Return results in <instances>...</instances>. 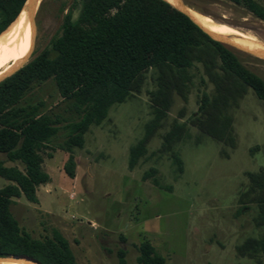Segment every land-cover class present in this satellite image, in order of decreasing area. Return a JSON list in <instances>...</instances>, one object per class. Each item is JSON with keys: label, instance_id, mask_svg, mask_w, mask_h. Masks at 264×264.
<instances>
[{"label": "rangeland", "instance_id": "rangeland-1", "mask_svg": "<svg viewBox=\"0 0 264 264\" xmlns=\"http://www.w3.org/2000/svg\"><path fill=\"white\" fill-rule=\"evenodd\" d=\"M181 3L196 20L242 38L248 32L264 44V21L232 0ZM80 10L81 0H41L28 60L50 46L69 12L75 19ZM227 47L264 81V57ZM207 55L186 72L176 71L174 83L157 70L146 72L132 96L114 105L101 125L90 128L84 147L73 150L74 179L65 171L71 153L63 145L66 126L80 114L54 80L32 86L20 105L39 106L41 114L58 119L59 131L42 152L51 180L38 187V203L13 199L20 227L36 239L59 232L77 264H138L145 242L167 264H264L253 246L264 231L256 226L250 179L264 171V101ZM163 94L168 109L159 102ZM204 96L207 106L200 111ZM146 139V154L131 170L130 151ZM0 160L24 170L3 154ZM8 183L0 178V188Z\"/></svg>", "mask_w": 264, "mask_h": 264}, {"label": "trees", "instance_id": "trees-1", "mask_svg": "<svg viewBox=\"0 0 264 264\" xmlns=\"http://www.w3.org/2000/svg\"><path fill=\"white\" fill-rule=\"evenodd\" d=\"M232 1L264 21V4ZM25 2L0 0V35L17 19ZM207 54L215 55L229 77L264 101V81L249 71L229 47L212 39L169 2L81 0L78 17L74 19L72 12L65 16L61 32L50 46L0 83V154L24 165L21 170L0 160V178L9 182L0 188V256L29 257L40 264H77L68 240L59 232L36 239L20 227L11 211L15 198L38 203V187L51 180L43 169L42 152L58 134L59 122L41 114L39 106L20 105L32 86L54 80L61 97L72 100L80 114L78 121L66 126L63 145L71 153L65 171L74 179L73 150L84 147L90 128L101 125L114 105L132 96L146 72L157 70L161 79L174 83L176 71L186 72L195 60ZM207 100L204 96L200 111L206 109ZM159 102L164 109L169 108L166 94ZM146 142L131 149V170L146 154ZM176 161L181 169L180 160ZM250 179L256 188V226L264 231V171ZM253 246L264 256V232ZM138 251V264H167L150 243H142Z\"/></svg>", "mask_w": 264, "mask_h": 264}, {"label": "bare ground", "instance_id": "bare-ground-1", "mask_svg": "<svg viewBox=\"0 0 264 264\" xmlns=\"http://www.w3.org/2000/svg\"><path fill=\"white\" fill-rule=\"evenodd\" d=\"M175 7H182L181 0H165ZM192 15V14H191ZM195 20L196 18L192 16ZM205 29L216 35L227 38V40L239 47H245L256 51L258 55L264 57V44H261L253 37L244 33L245 38L239 36L235 31H231L213 24H206L199 19L196 20ZM247 37V39H246ZM17 39V40H16ZM29 39V41H28ZM16 41V43H15ZM15 43V46L13 47ZM28 43L27 51L26 46ZM32 49V25L27 19L25 12H22L17 19L0 35V77L7 73L14 66L22 63ZM25 53V55H24ZM13 58V61L11 60ZM24 264H30L24 258Z\"/></svg>", "mask_w": 264, "mask_h": 264}, {"label": "water", "instance_id": "water-1", "mask_svg": "<svg viewBox=\"0 0 264 264\" xmlns=\"http://www.w3.org/2000/svg\"><path fill=\"white\" fill-rule=\"evenodd\" d=\"M41 3V0H26L23 9L21 11L25 12V15L27 17L28 20H30L31 25H32V51L34 48V44H35V39H36V35H37V22H36V17H37V11H38V7ZM175 7V6H174ZM177 9H179L180 11H182L183 13H185L186 15H188L198 26H200L202 28V30L207 33L212 39L224 44V45H228V46H234L236 47L234 44L230 43L227 38H224L222 36L216 35L214 33H211L210 31H208L207 29H205L200 23H198L193 17L192 15L188 12V10L186 9V7L183 5L182 7H175ZM20 13V14H21ZM32 51L28 54V56L26 57V59L18 64L17 66H14L12 69H10L7 73H5L4 75H2L0 77V83L4 80H6L7 78L11 77L12 75H14L15 73H17L25 64H27L29 61L28 59L31 56ZM254 55H258L255 52H251ZM25 259L27 262H29L30 264H40L38 263L36 260L29 258V257H21V256H6V257H1L0 256V264H24V261H22V259Z\"/></svg>", "mask_w": 264, "mask_h": 264}]
</instances>
